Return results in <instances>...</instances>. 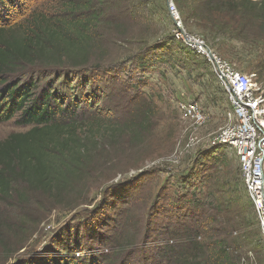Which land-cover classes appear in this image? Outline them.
<instances>
[{
	"label": "trees",
	"instance_id": "16d2710c",
	"mask_svg": "<svg viewBox=\"0 0 264 264\" xmlns=\"http://www.w3.org/2000/svg\"><path fill=\"white\" fill-rule=\"evenodd\" d=\"M175 3L185 26L191 21L204 37L223 44L264 34V0ZM166 20L171 35L165 33ZM171 25L165 0H0V122L17 116L19 124L30 127L0 140V199L14 192L22 203L40 194L60 207L80 205L71 201L88 192L98 170L106 169L100 159L106 148L117 145L116 139L124 135L135 142L154 116L155 104L150 103L152 107L133 106L136 113L125 122L110 118L127 113L134 101L143 100V93L135 85L125 87L121 82L125 70L107 62L109 52L114 54L109 39L114 37L120 45L112 61L138 62L137 67L145 69L150 67L148 54L164 46L174 53L180 49L171 48L178 41ZM163 41L169 44L161 45ZM155 57L159 62L167 59ZM27 68L53 69L54 77H29ZM254 73L263 75L260 70ZM206 150L196 160L207 167L204 198L179 192L162 205V199L154 200L145 232L138 223L128 229L131 220L120 231L106 229L103 215L126 206L132 193L133 183L118 184L117 188L129 187L128 192L113 190L108 201L103 199L84 218L80 237L76 231L73 237L57 240L45 256L19 264H111V256L117 258L112 264H118L134 255L138 257L134 264H264V237L241 168L233 179L231 161ZM149 172L143 170L130 181ZM18 184L26 190L18 191ZM21 213L9 231L21 237L22 245L37 225L33 228L27 212ZM2 230L0 225V243L12 256ZM152 235L155 247L148 252L143 247Z\"/></svg>",
	"mask_w": 264,
	"mask_h": 264
},
{
	"label": "rangeland",
	"instance_id": "374dc122",
	"mask_svg": "<svg viewBox=\"0 0 264 264\" xmlns=\"http://www.w3.org/2000/svg\"><path fill=\"white\" fill-rule=\"evenodd\" d=\"M165 2L167 4L168 1L165 0ZM164 24L165 33H170L168 21L166 20ZM185 27L190 32L202 36L210 47L231 62L239 71L251 73L254 70H260L263 75L258 78L264 79V34L255 38L247 37L243 42L235 41L223 44L222 40L204 37L202 32L193 28L191 21ZM109 41L113 45L114 54L109 52L107 62H112L114 66L118 65L125 70V73L121 74L122 81L120 80L125 87L132 84L143 93V100L134 101V105L127 110V113L118 116L111 114L110 118H114L116 121L122 119L125 122L132 116L131 113H136L132 111L133 106L138 108L141 104L150 106L152 103L155 104V108L154 116L148 123L150 126L146 133L138 137L135 142L130 140L129 136L124 135L120 139H116L117 145L106 148L105 154L100 156L106 169L104 168L102 172L98 170L97 174L99 175L91 182L88 192L83 196H74L75 200L73 199L71 204H77V202L80 204L76 205L74 209H69V206L60 207L55 201L52 203L40 194L34 195V198L27 203H22L23 199L14 192L10 198L0 199V225L3 229L4 240L8 243V249L14 253L9 256L7 248L0 243V264H19L21 261L45 256L48 251L52 250L54 243H58L61 238L73 237L76 231L80 237L82 234L80 230L82 226L85 227L87 222L84 221V218L90 215L93 210H97L103 199L108 201L113 190L128 192L126 190L130 187V193H132L127 199L126 206L121 204L112 210V214L103 215L104 219L102 220L109 226L105 228L113 227L120 231L131 220L128 229L133 223H138L140 229L145 232L150 205L154 200L160 202L162 199L163 201L160 202L162 205L167 201L170 202V199L179 192L186 193L187 197L195 192L199 194L198 196L205 197L204 184L207 167L203 169L201 162L197 165L196 161L200 160L202 154L198 158L197 156L205 149H208L205 152L209 153L213 151L222 153L227 160L231 161L233 179H235V172L238 171V175L240 174V162L234 150L229 147L213 146L209 141L220 128L227 124V110L230 103H228L226 92L213 73L212 66L207 63V59L193 54L176 41V44L171 48L178 46L180 49H176L174 53L172 49L164 46L156 54H148L146 59L150 63V67L143 69L137 67L138 62L112 61L119 53L120 45L114 41V37ZM164 42H161V45L169 44V42ZM155 56H164L163 58L167 59L164 62H159ZM151 60L153 63L150 62ZM256 67L258 69H255ZM27 69L29 77L41 74L43 77L47 76V80L54 77L53 69L46 70L47 72L42 68ZM16 76L18 77L19 74ZM43 84L45 83L43 82ZM107 89L109 87H106L105 90L107 91ZM100 100L103 102L105 98L101 97ZM189 100L197 101L206 112L205 125L198 130H191V123L183 119L181 106ZM104 103L110 102L107 103L105 100ZM29 129L30 127L19 124L18 117L15 116L9 121L0 122V140L7 139L13 133L26 132ZM143 170L150 172L145 177L130 181L132 177ZM154 170L157 172L152 173L151 171ZM130 183L133 185L122 187L125 190L116 187L118 184L129 185ZM16 187L18 191L26 190L24 185L18 184ZM23 211L27 212L31 218L33 228L37 226L31 238L27 236L21 245V237L16 236L9 229L17 224V217L22 215ZM153 218L149 219L148 225L151 226L154 222ZM153 237L154 235H152L149 245L141 246L148 252L154 251L155 238ZM139 256L141 257V255ZM129 257L131 255L127 256V258ZM133 257L134 259L131 257L129 261L118 264L138 262L136 261L138 257L135 255ZM110 259L111 264L112 261L117 260L113 256Z\"/></svg>",
	"mask_w": 264,
	"mask_h": 264
},
{
	"label": "built area",
	"instance_id": "2783aa9c",
	"mask_svg": "<svg viewBox=\"0 0 264 264\" xmlns=\"http://www.w3.org/2000/svg\"><path fill=\"white\" fill-rule=\"evenodd\" d=\"M167 1L174 37L207 59L218 83L226 92L230 103L227 124L209 141L213 146H227L236 153L242 179L249 198L255 204L264 237V79L260 80L254 72L239 71L210 47L203 37L187 30L175 0ZM181 109L183 119L191 123V130L205 125L206 112L197 101L184 102Z\"/></svg>",
	"mask_w": 264,
	"mask_h": 264
}]
</instances>
